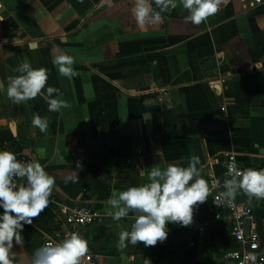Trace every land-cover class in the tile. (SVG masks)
I'll use <instances>...</instances> for the list:
<instances>
[{"label":"crops","instance_id":"obj_1","mask_svg":"<svg viewBox=\"0 0 264 264\" xmlns=\"http://www.w3.org/2000/svg\"><path fill=\"white\" fill-rule=\"evenodd\" d=\"M162 15L140 25L130 0H0V80L30 63L47 70L46 87L68 104L49 112L42 95L13 104L0 91V150L39 161L55 179L53 203L25 226L14 264H30L60 208L82 205L107 216L83 231L92 264H232L222 260L235 248L230 225L213 220L209 205L196 216L208 228L168 224L167 239L149 247L119 249L120 232L134 221L108 215L113 193L147 183L152 167H186L197 156L208 186L221 180L228 153L240 166L264 169V0H225L199 25L179 2ZM53 46L73 57V76H60ZM36 114L48 119L46 132L32 125ZM73 173L77 182L65 183ZM249 202L256 226L264 202Z\"/></svg>","mask_w":264,"mask_h":264},{"label":"clouds","instance_id":"obj_2","mask_svg":"<svg viewBox=\"0 0 264 264\" xmlns=\"http://www.w3.org/2000/svg\"><path fill=\"white\" fill-rule=\"evenodd\" d=\"M135 20L140 25L156 24L162 21L164 13L179 5L188 13L186 20L199 25L217 13L225 0H130ZM153 5L155 7H153ZM6 42V41H5ZM53 64L62 77L74 75L73 57L53 46ZM18 75L7 81L0 80V91L13 104H21L42 95L49 112H59L67 108L63 99H57V88L47 86V70L34 69L24 62L16 68ZM43 90V91H42ZM32 125L41 133L48 129V119L34 115ZM15 135V125L10 126ZM160 152L156 155L159 156ZM199 157L192 156L186 167L178 163L168 164L163 169L152 167L147 173L148 182L140 186H130L118 194L113 193L107 201L111 211L108 215L115 222L129 217L133 219L130 230H122L117 247L125 249L141 242L144 247L164 242L168 236L166 225L189 226L193 221L196 207L208 197L209 186L202 176ZM81 169V164H75ZM141 176L145 174L141 169ZM78 174L65 178L75 183ZM217 184L220 181H216ZM55 179L45 171L39 161H21L11 151L0 150V264H14L13 247H22V232L26 225H32L49 205ZM220 197L230 204L240 192L251 199H264V169L247 168L235 170L229 179L224 180ZM87 242L77 233H70L60 242L36 249L30 264H80L87 253ZM247 259L256 264V255Z\"/></svg>","mask_w":264,"mask_h":264},{"label":"built area","instance_id":"obj_3","mask_svg":"<svg viewBox=\"0 0 264 264\" xmlns=\"http://www.w3.org/2000/svg\"><path fill=\"white\" fill-rule=\"evenodd\" d=\"M259 3L260 0H254ZM15 153L10 149L3 148ZM17 158L21 161H32L29 156L23 154H17ZM247 169L244 166L238 164L236 154L228 153L223 160V176L220 183L212 182L209 186V192L207 200L196 207L193 213V221L191 227L194 231L206 229L210 225L209 220H203L202 222L196 221L197 213L204 209L206 205H209L213 209L212 219L215 221L226 218L230 225V237L235 245V248L228 250L222 254V260L230 262L232 264H251V261L247 257L251 253L246 249L249 246L251 251H256L259 248L260 240L254 223L253 208L248 200H239L236 198L230 203L226 204L223 198L220 197V193L224 191L223 182L229 179L235 170ZM53 196L51 194L49 203H53ZM258 202H264V199H251ZM60 216L57 223V227L54 231L44 240L43 245H52L60 242L62 239L67 238L70 233H77L83 238V231L97 223H102L107 217L104 213L99 211L95 207L91 206H78L75 208L62 207L59 209ZM247 224L250 225L248 238H245V230ZM262 228L264 229V221H262ZM88 251L81 258L80 264H92L95 260V255L87 244ZM256 255V264H264V249Z\"/></svg>","mask_w":264,"mask_h":264},{"label":"water","instance_id":"obj_4","mask_svg":"<svg viewBox=\"0 0 264 264\" xmlns=\"http://www.w3.org/2000/svg\"><path fill=\"white\" fill-rule=\"evenodd\" d=\"M144 123H145L146 128H148V126H150L151 123H150V118L148 115H146V117H144ZM256 229H257V233H258L259 240H260L259 248L256 251H251L249 249V246L247 245L246 249L248 251H250L251 253L259 254L264 249V229L262 228V220L258 219V221L256 223ZM249 230H250V225L247 224L246 230H245V238L246 239L248 238Z\"/></svg>","mask_w":264,"mask_h":264},{"label":"trees","instance_id":"obj_5","mask_svg":"<svg viewBox=\"0 0 264 264\" xmlns=\"http://www.w3.org/2000/svg\"><path fill=\"white\" fill-rule=\"evenodd\" d=\"M154 7H155V6H154ZM136 246H137V248H138L140 245L138 244V245H136ZM136 246H135V247H136ZM152 250H153L152 252H156V248H152Z\"/></svg>","mask_w":264,"mask_h":264}]
</instances>
